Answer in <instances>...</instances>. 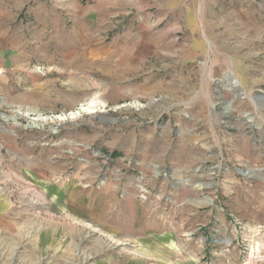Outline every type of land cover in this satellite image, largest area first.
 I'll return each instance as SVG.
<instances>
[{
	"label": "rangeland",
	"instance_id": "rangeland-1",
	"mask_svg": "<svg viewBox=\"0 0 264 264\" xmlns=\"http://www.w3.org/2000/svg\"><path fill=\"white\" fill-rule=\"evenodd\" d=\"M177 2L0 0V264H264V0Z\"/></svg>",
	"mask_w": 264,
	"mask_h": 264
},
{
	"label": "crops",
	"instance_id": "crops-1",
	"mask_svg": "<svg viewBox=\"0 0 264 264\" xmlns=\"http://www.w3.org/2000/svg\"><path fill=\"white\" fill-rule=\"evenodd\" d=\"M123 1H124V2H128L129 0H123ZM175 1H177V0H175ZM181 1H182V0H178V2H181ZM184 1H185V0H184ZM178 2H177V3H178ZM1 218H4L3 215H2Z\"/></svg>",
	"mask_w": 264,
	"mask_h": 264
},
{
	"label": "bare ground",
	"instance_id": "bare-ground-1",
	"mask_svg": "<svg viewBox=\"0 0 264 264\" xmlns=\"http://www.w3.org/2000/svg\"><path fill=\"white\" fill-rule=\"evenodd\" d=\"M19 114V113H18Z\"/></svg>",
	"mask_w": 264,
	"mask_h": 264
}]
</instances>
